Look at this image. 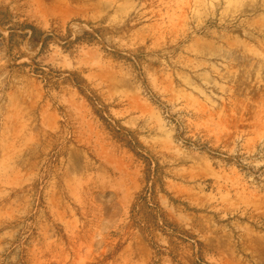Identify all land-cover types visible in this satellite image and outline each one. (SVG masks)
<instances>
[{
	"label": "rangeland",
	"instance_id": "1",
	"mask_svg": "<svg viewBox=\"0 0 264 264\" xmlns=\"http://www.w3.org/2000/svg\"><path fill=\"white\" fill-rule=\"evenodd\" d=\"M0 264H264V0H0Z\"/></svg>",
	"mask_w": 264,
	"mask_h": 264
}]
</instances>
